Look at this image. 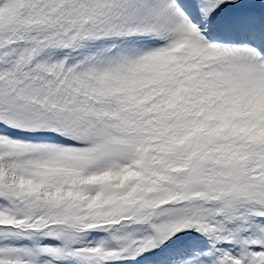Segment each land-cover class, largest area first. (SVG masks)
<instances>
[{
	"label": "snow or ice",
	"instance_id": "6c2138e0",
	"mask_svg": "<svg viewBox=\"0 0 264 264\" xmlns=\"http://www.w3.org/2000/svg\"><path fill=\"white\" fill-rule=\"evenodd\" d=\"M0 264H264V0H0Z\"/></svg>",
	"mask_w": 264,
	"mask_h": 264
}]
</instances>
